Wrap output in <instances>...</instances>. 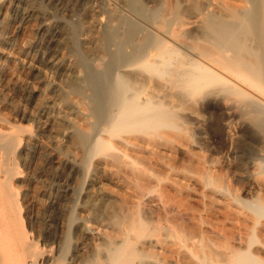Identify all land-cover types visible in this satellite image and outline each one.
Wrapping results in <instances>:
<instances>
[{
	"label": "bare ground",
	"instance_id": "obj_1",
	"mask_svg": "<svg viewBox=\"0 0 264 264\" xmlns=\"http://www.w3.org/2000/svg\"><path fill=\"white\" fill-rule=\"evenodd\" d=\"M159 3L108 1L70 74L47 11L0 0V264H264V0ZM39 138L48 232L18 168Z\"/></svg>",
	"mask_w": 264,
	"mask_h": 264
},
{
	"label": "rangeland",
	"instance_id": "obj_2",
	"mask_svg": "<svg viewBox=\"0 0 264 264\" xmlns=\"http://www.w3.org/2000/svg\"><path fill=\"white\" fill-rule=\"evenodd\" d=\"M55 1H53L54 3L53 2L49 3L46 0H44V1L43 0H36L37 4H40V6H42L45 9V12L47 11L46 14L50 17V18L48 17L49 21L52 24H55V27H56V29L54 30L55 32L53 33V31H52L50 33V37L52 34L53 35L57 34L58 36H60L62 38L61 39L62 43L61 42L58 43L59 44L58 45L59 51L57 50L58 54L60 55L64 52L63 54L67 55L68 64L69 65L71 64L70 74H77L79 69L74 62L77 61V59L79 58L78 56H80V57L86 56L85 58L89 61L91 60L92 63H94L95 60L97 63H99L100 60H102V58H103L102 55L95 54L96 52L92 49L93 45L91 43H86L87 42L86 39H89L90 41L94 42L95 38L100 33L96 27L93 28V25L96 22H100L103 26L105 25V23H107V20H108L107 16L108 15L106 13V8H107L106 3L110 0H98V3L97 2L89 3L90 6L95 5L94 7L97 8V10L99 11V13L96 16H90V15L84 14V8L85 7H83V5H80L81 3L78 0H59V1L55 0ZM226 1L230 2L231 0H210L212 5H214V6H218L222 2L224 3ZM145 2L149 6L150 5L154 6L156 3L158 4L159 2H160L159 4H164L166 2L168 3L169 0H167V1L166 0L165 1L164 0H145ZM94 3H96V4H94ZM103 5H104V7H103ZM79 8H80V10H79ZM82 8H83V10H82ZM123 12L126 15H128L129 17H132V18L135 17L134 15H132V12H129L127 10H123ZM164 16L166 18V16L167 17L169 16V14L165 13ZM137 19L144 25V27L149 28L152 31H156V33H158L160 36H161V34H164L163 37L168 38L167 41L170 42L171 44L173 43L171 41L174 38L172 36L168 35L166 32H163L165 30V26H162L161 23L157 24V23H152V22H148V21H143L139 18H137ZM102 25H101V27H103ZM63 27H65V28H63ZM74 27H75V29H74ZM156 29H158L160 31V33ZM70 30H72L71 34H70ZM68 37H73L74 39H76V41L79 42L78 44L80 46L78 48L79 50H77V52H76L77 54L69 48V46H68L69 44L67 42ZM85 37H86V39H85ZM85 46H87V47H85ZM67 52H68V54H66ZM75 55H77V57H75ZM94 64H96V63H94ZM44 71H46V70H44ZM37 86H39V85H37ZM15 98H16L15 96L8 95V99L10 101L19 105L18 99L17 98L15 99ZM28 110H29V108H28ZM72 118H73V116H72ZM24 125H29V124L25 123ZM39 143H40L39 144L40 146L35 148L33 150V153L31 154L30 164L25 165L23 162L19 161L18 168L21 172H23L24 175H26V176L31 175L30 176L31 179L27 182V184H28L27 188L29 187L31 190L35 189L36 191H39L42 194V196L39 197V201L37 203V206H35V208H33V212L31 211L30 215L35 216L37 213L36 216L38 217L39 224L41 225V227L43 229H45L48 232L49 230H52L55 227L54 226L55 224L54 223L52 224V222L55 221V223H56V220H57V217L59 214L56 207H53V205H51L52 203H50V202L56 200V199H54V197L57 198L58 193H60L59 191H61V183H60V179L57 182L58 177H57V174L55 171L54 163H52V159L50 157L51 154H49L47 157L44 156V151L47 149L48 153H50L51 148H49V146L47 145L46 139L44 140L42 138H39ZM39 152H40V155H39ZM51 164H52V166H51ZM50 167H52V168H50ZM57 186H58V188H57ZM44 191L46 192L45 196H43ZM54 193H55V196H54ZM59 202L62 204L61 201H59ZM43 211H44V213H43Z\"/></svg>",
	"mask_w": 264,
	"mask_h": 264
}]
</instances>
